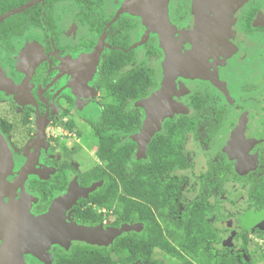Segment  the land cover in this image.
<instances>
[{
    "label": "flooded vegetation",
    "instance_id": "1",
    "mask_svg": "<svg viewBox=\"0 0 264 264\" xmlns=\"http://www.w3.org/2000/svg\"><path fill=\"white\" fill-rule=\"evenodd\" d=\"M17 1H1L0 16L31 0L2 11ZM129 1L43 0L0 22V264H144L117 244L146 224L129 219L131 175L114 168L122 155L127 170L149 160L170 131L189 167L161 210L183 219L199 208L181 195L206 198V220L239 252L248 231L264 235V0H164L171 53ZM134 72L142 95L113 91ZM156 96L168 112L140 158Z\"/></svg>",
    "mask_w": 264,
    "mask_h": 264
},
{
    "label": "trees",
    "instance_id": "2",
    "mask_svg": "<svg viewBox=\"0 0 264 264\" xmlns=\"http://www.w3.org/2000/svg\"><path fill=\"white\" fill-rule=\"evenodd\" d=\"M1 1L3 0H0V6L3 5ZM26 1L28 0H19L14 5L10 4L8 6L6 2L2 11L10 10ZM29 13L30 9L21 15L28 16ZM129 78L122 77L121 81L113 87V91L122 96L128 94L133 96L142 95L143 90L140 85L144 83V76L134 72ZM116 120V125L119 126L120 119L119 122L118 118ZM136 126H140V122L134 116L133 127L135 128ZM184 126L185 123L180 125L181 131ZM160 144H164L165 146H160ZM134 145L132 144L131 146L133 147ZM122 154L125 153L123 152ZM148 156L149 160L135 162L131 170H127L125 167V161L129 158H126L125 155H122L119 158L120 160L115 164L114 169L117 175H125L126 172H129L131 175V179L128 182L124 179L122 180L125 189L133 197L130 199L129 207L131 214L129 219H135L146 224V229L142 233L132 232L119 237L117 241L119 248L130 249L129 258H131V261L142 258L144 259V264H156L153 255L156 248L166 253L180 255L183 259V264H194L192 260L188 259L172 245L169 238H174L178 241V245L183 251L193 253L198 262H202L203 264H237L235 256L226 254V249H219L216 246L221 244L222 240L214 226H211L206 220L204 208L211 206L206 198H203L201 201H191L185 204L183 203L185 200L181 195V205H186L189 208H199L193 215L186 213L183 218L185 220H188V218L192 221L196 220V224H191L188 221V225L182 230V234L184 233V235L180 239L169 228L167 223L168 213L167 211L163 212L161 209L162 207L167 208L175 205L174 197L176 196L173 195L172 190L169 191V185L172 184V180L174 179V171L189 167L187 158L184 155L183 146L178 145L177 134H173L170 131L166 135H157L149 146ZM152 207L157 210V213ZM158 217L161 218V221L166 222L165 227L162 226ZM247 245L248 239L247 236H244L243 247H247ZM244 264L248 263L244 262Z\"/></svg>",
    "mask_w": 264,
    "mask_h": 264
},
{
    "label": "water",
    "instance_id": "3",
    "mask_svg": "<svg viewBox=\"0 0 264 264\" xmlns=\"http://www.w3.org/2000/svg\"><path fill=\"white\" fill-rule=\"evenodd\" d=\"M39 1H43V0H31L17 8H14L6 12L2 16H0V22L11 15L25 11L26 9L30 8ZM135 1L138 3L137 7L139 8L141 7L140 13L144 12V20L147 26H151L153 31L158 32L160 34V40L162 46L167 50L168 53H171L172 43L174 42V40H173V34H171V30H170L171 23L167 16V7L166 4L164 3L165 1L164 0H135ZM202 1L204 2L205 0H200L198 2L200 3ZM205 4L202 5L201 7H198L197 5V7H195L194 9L195 15L197 16L198 20L200 15H204L208 13L210 9L209 5L207 4L208 5V10H207ZM197 19H195V21ZM155 98H157V96L150 101L152 102L151 107L149 109L148 118L144 123L142 131L135 136L136 141L139 143L140 158L145 156L148 143L150 142L155 132L158 129H160L161 121L164 118V116L167 115L168 112L165 110V108H162V104L160 103V101H157L158 99ZM130 229L139 230L137 226L136 227L124 226L123 228L117 230V233L119 234L124 230H130ZM70 232L76 233L78 236L85 238L87 237L89 238V236L94 237L96 234L94 230H90L84 227H79V228L71 227Z\"/></svg>",
    "mask_w": 264,
    "mask_h": 264
},
{
    "label": "rangeland",
    "instance_id": "4",
    "mask_svg": "<svg viewBox=\"0 0 264 264\" xmlns=\"http://www.w3.org/2000/svg\"><path fill=\"white\" fill-rule=\"evenodd\" d=\"M132 3V5L130 6V11L133 14H137L140 13L141 11V7H137L138 3L135 0L129 1V4ZM69 6H72L71 4H69ZM2 6H0L1 8ZM72 8V7H71ZM68 12H70L69 14V18L70 21L72 19V16L75 14V10H71L70 8L68 9ZM33 32V31H32ZM198 193V192H197ZM197 193L193 194L192 196H197ZM167 220H168V225L169 228L174 231L177 235H178V239H180L184 233L182 234V230L186 228V225H188V221L191 222V224H196V220H191L190 218H188V220L185 219H178V215L174 214H167ZM216 215V214H215ZM166 222L162 221V226L165 227ZM139 225V224H136ZM183 226V228L181 229V227ZM133 226V225H132ZM218 228V234L220 236V238L224 237V227L225 225H217ZM244 230H247L246 228ZM249 235L248 236V245L247 247H243V249L239 252L238 247L235 248L234 245H232L231 242L229 243H222V244H218L216 245L217 248L219 249H223V248H227L226 249V254H230L232 256H235L237 264H244V262L248 263V264H264V235L263 237L259 236L258 233L256 232H252V231H248ZM170 242L172 243L173 246H175L177 248L178 251H180L182 254H184L188 259L192 260L194 262V264H203L202 262H198L196 260V256H194L193 253H187L185 251H183V249L178 245V241H176L174 238H169ZM228 245V246H227ZM154 261L156 262V264H183V259L180 257V255L177 254H170V253H166L163 250H160L159 248H156L154 250Z\"/></svg>",
    "mask_w": 264,
    "mask_h": 264
}]
</instances>
